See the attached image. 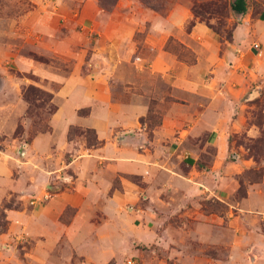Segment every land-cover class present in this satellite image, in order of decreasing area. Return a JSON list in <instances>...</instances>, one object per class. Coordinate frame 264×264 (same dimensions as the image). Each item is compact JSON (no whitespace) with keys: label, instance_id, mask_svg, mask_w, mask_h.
I'll return each instance as SVG.
<instances>
[{"label":"crops","instance_id":"obj_1","mask_svg":"<svg viewBox=\"0 0 264 264\" xmlns=\"http://www.w3.org/2000/svg\"><path fill=\"white\" fill-rule=\"evenodd\" d=\"M30 1L0 8V264H120L154 244L174 264H264V0L256 16L228 0L229 40L192 10L218 0L165 16ZM30 85L55 112L28 142Z\"/></svg>","mask_w":264,"mask_h":264},{"label":"trees","instance_id":"obj_2","mask_svg":"<svg viewBox=\"0 0 264 264\" xmlns=\"http://www.w3.org/2000/svg\"><path fill=\"white\" fill-rule=\"evenodd\" d=\"M118 0H99V5L102 9L108 10L110 7L114 8ZM140 3L147 7L154 9L161 13L163 16L167 15L169 11L174 7L176 2L178 0H139ZM228 11H229V5ZM110 8V9H111ZM224 8L222 7L221 0H218L216 2H206V3H194L192 10L195 15V18L199 19L200 21L206 22L217 34L221 35V30L219 27L211 24L210 20L215 18L217 15H223L224 14ZM250 8H253L254 15H258L263 9V4L257 2L256 0H232L230 4V10L237 14H246ZM229 16V12H228ZM194 22L191 23L193 25ZM225 34V37L229 40L232 36V32L229 30H226L223 32ZM24 99L29 104V109L27 115L30 116L32 119L35 116H38L39 109L43 108L44 105L50 104L53 95L36 87L33 85H30L28 88L24 89ZM87 111V110H86ZM86 111H81L80 113H85ZM55 112V108L53 106L50 107L49 114L52 115ZM50 127L49 125L43 126L39 131L40 132H46L49 131ZM74 131H77V129H72L70 136L72 137V134ZM21 131L20 129L17 130V134H19ZM78 132V131H77ZM82 134L86 136V139L88 141L89 146H99L100 143L96 140L95 132L92 130L82 131ZM31 139H28V142H30ZM27 142V143H28ZM260 149L264 151V139L259 142ZM254 147H258V143L255 146H252L250 149H254ZM254 174L255 176H252ZM252 176L253 179H260L263 176V172L259 171H249L245 174V177ZM246 196V192L244 189V186L241 187V189L238 192V198L239 200ZM215 209L212 211H216L218 208H225L221 203L215 202L212 204ZM2 227H5V223H0V229Z\"/></svg>","mask_w":264,"mask_h":264},{"label":"rangeland","instance_id":"obj_3","mask_svg":"<svg viewBox=\"0 0 264 264\" xmlns=\"http://www.w3.org/2000/svg\"><path fill=\"white\" fill-rule=\"evenodd\" d=\"M139 1V0H137ZM140 2V1H139ZM99 3V0H98ZM222 7L224 8V14L217 15L215 18L218 19L217 23L214 24L215 26L219 27L221 30V34L223 37H225V34L223 33L226 31L225 24H227L226 19L228 16V0H221ZM100 6V5H99ZM33 7V3L30 0H0V8L1 10L9 15L14 16L16 14H23L29 10H31ZM111 8V7H110ZM108 9L107 11H111L113 8ZM230 31V30H229ZM31 79H35L33 76H29ZM29 87V86H28ZM25 87V88H28ZM52 104H46L43 108L39 109L38 116H35L33 119L27 115V117L31 120V124L33 128L31 129L30 137L31 139L36 133L45 125H49V120L51 115L50 107ZM28 113V112H27ZM20 133L16 135L21 136L23 135V127L22 125L19 126ZM17 129V130H18ZM238 198V195H237ZM239 199V198H238ZM217 209L216 211H219ZM0 223L3 224V216H0ZM137 253L133 256L126 257L123 259L120 264H129V260H131V264H161L162 262H167L168 264H174L175 257L170 256V254H167L165 250H161V247L158 244H154L152 247H146L144 245H137ZM205 255L207 256H214L215 250L209 249L205 251Z\"/></svg>","mask_w":264,"mask_h":264},{"label":"built area","instance_id":"obj_4","mask_svg":"<svg viewBox=\"0 0 264 264\" xmlns=\"http://www.w3.org/2000/svg\"><path fill=\"white\" fill-rule=\"evenodd\" d=\"M255 49H260V46L259 44H256L254 46ZM237 158V156H236ZM63 183L65 184H69L72 182L71 178L70 177H66L64 178L63 180ZM58 192L55 191L51 186H49L46 190H45V193L43 195V198L42 199H34L32 200L31 202V205H35L37 202H48L50 199H52ZM129 264H131V262H129Z\"/></svg>","mask_w":264,"mask_h":264}]
</instances>
